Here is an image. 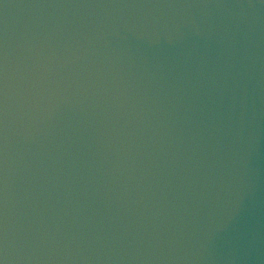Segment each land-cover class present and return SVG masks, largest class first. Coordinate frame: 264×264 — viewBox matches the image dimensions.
Returning a JSON list of instances; mask_svg holds the SVG:
<instances>
[{"label":"water","instance_id":"95a60500","mask_svg":"<svg viewBox=\"0 0 264 264\" xmlns=\"http://www.w3.org/2000/svg\"><path fill=\"white\" fill-rule=\"evenodd\" d=\"M0 264H264V0H0Z\"/></svg>","mask_w":264,"mask_h":264}]
</instances>
